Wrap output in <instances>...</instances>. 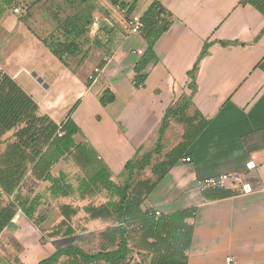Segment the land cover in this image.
<instances>
[{"label": "crops", "instance_id": "crops-1", "mask_svg": "<svg viewBox=\"0 0 264 264\" xmlns=\"http://www.w3.org/2000/svg\"><path fill=\"white\" fill-rule=\"evenodd\" d=\"M153 1L139 10L137 0L134 13L143 15ZM157 1L173 24L156 41V58L141 70L146 79L139 87L136 66L148 43L141 33L128 31L126 10L108 0L93 11L91 25V34L104 41L99 48L90 43L78 67L67 58L63 63L44 43L46 37L18 18L15 47L0 66L55 121H63L76 105L72 115L83 131L76 140L89 142L114 178L129 159L155 148L167 109L191 98L188 114L199 110L210 123L189 147L191 160H179L144 207L170 213L197 206L195 218L187 219L194 225L188 264H264V71L257 67L264 57V15L241 0ZM9 18L5 13L0 22ZM206 42L211 45L193 91L188 73ZM98 67L88 86L87 77ZM107 89L115 100L103 106L100 97ZM184 131L171 116L162 155L183 140ZM250 159L256 169H246ZM225 172L240 174L253 192L242 193L236 182L222 188L234 194L205 198L198 180Z\"/></svg>", "mask_w": 264, "mask_h": 264}, {"label": "trees", "instance_id": "trees-1", "mask_svg": "<svg viewBox=\"0 0 264 264\" xmlns=\"http://www.w3.org/2000/svg\"><path fill=\"white\" fill-rule=\"evenodd\" d=\"M71 1L78 4L79 9L63 21L65 38L56 40L45 38L43 40L53 54L65 64H67L66 58L81 52L82 44L79 39L88 33L89 25L93 20V11L98 8V5L94 3L95 0ZM108 1L113 6L125 9L128 18L135 14L137 0L131 3L125 0ZM13 2L15 3L16 0H0V18L6 13V6ZM241 3L254 6L264 15V0H241ZM18 8H20L18 12L27 13L24 6L20 5ZM166 14L163 5L154 0L141 15L144 24L142 35L148 43V48L141 62L136 66L138 72L135 77L136 87L141 86L146 79V76L140 73L141 70L148 62L156 58L154 51L156 41L173 24ZM220 43L226 45L230 42L221 41ZM210 45L208 42L205 43L201 54L188 73L193 91L195 90V73L201 60L208 54ZM257 67L264 71V57L258 62ZM91 84L90 79L87 85ZM114 100L115 95L109 89L105 90L100 97L103 106ZM191 105L190 98L167 109L155 148L129 159L122 172L116 175L124 177L122 181H118L116 176L113 177L110 166L89 142L76 140L75 136L83 133L72 115L76 105L63 121L57 122L47 113H41L39 104L32 95L26 92L9 74H0V137L19 127L14 133V140L7 144L0 156L1 190L7 195H14L30 168L36 180L51 183L52 195L69 196L73 187L65 181L66 174L55 176L52 168L66 157H71L84 174L79 187L82 196L101 192H106L108 195L106 202L98 206L88 205L85 211L92 218L114 219L115 226L106 230L103 236L109 237L113 244L120 239L117 248H105L96 253H88L81 247L71 244L68 247L57 249L36 264H56L62 258L67 259L63 264H126L131 251L128 243V226L134 223L141 225L146 246L155 252L150 264H188V250L192 244L194 225L187 219L195 218L197 206L156 214V209L145 208L144 205L149 194L169 170L179 160L188 157L189 147L210 123L199 110L188 114L187 111ZM171 116L178 117V120L185 125L183 140L162 155L163 135L169 126ZM148 167H151L150 175L135 181L138 174ZM202 193L207 199L223 198L234 194L233 191L222 188L205 189ZM16 202H19L18 206L29 219L34 217L36 202L31 201L28 205V199L16 195V198L9 204L0 205V233L14 219L17 213ZM60 208L65 221L78 212L77 207L69 204H63ZM74 232V228L69 226L66 234L72 235Z\"/></svg>", "mask_w": 264, "mask_h": 264}, {"label": "rangeland", "instance_id": "rangeland-1", "mask_svg": "<svg viewBox=\"0 0 264 264\" xmlns=\"http://www.w3.org/2000/svg\"><path fill=\"white\" fill-rule=\"evenodd\" d=\"M95 1L94 3L98 7H103L101 0ZM148 1L140 0L139 10L145 8ZM20 5L27 9L26 14L15 11V8L20 7ZM78 9V4L72 3L71 0H16L15 3L7 5L6 14L10 18L6 24L0 22V59L4 60L15 47L14 44L17 38L14 34L16 30L13 28H15L16 18L24 20L27 26L31 27L40 38L45 36L55 40L64 39L63 21ZM92 24L89 25L88 33L79 39L80 44H82L81 52L85 51V54L89 51L87 47L90 43H92L91 47L99 48L102 44L101 41H104L103 38L91 34ZM81 52L68 57L69 64L78 67L79 62L85 56H79ZM95 69L93 74L97 73ZM0 71H3L1 66ZM78 74L83 76V70ZM88 79L90 80L89 77H87V81ZM18 128L0 137V156L6 149L7 144L14 140V133ZM150 170L151 167L146 168L138 174L135 181L148 177ZM52 173L55 176H61L62 173L66 174L65 181L73 187L69 196L52 195L50 192L51 183L36 180L30 168L14 195L5 194L0 188L1 206L9 204L16 198V195L28 199V205L31 201H35L37 204L34 217L29 219L22 208L18 206L19 202H16L17 213L14 220L0 233V264H36L57 249L68 247L71 244L81 247L88 253H96L105 248L113 249L119 246L120 239L113 244L109 237L103 236L106 230L115 226V220L92 218L85 211V207L88 205L98 206L106 202L108 200L107 193L101 192L82 196L79 187L84 174L71 157H66L56 163L52 168ZM116 179L122 181L124 177L116 176ZM63 204L78 208V212L66 221L61 214L60 207ZM69 226L75 230L72 235L66 234ZM128 228V243L131 251L126 264H150L155 252L152 248L149 249L146 246L141 225L134 223L130 224ZM66 261V258H62L56 264H63Z\"/></svg>", "mask_w": 264, "mask_h": 264}, {"label": "built area", "instance_id": "built-area-1", "mask_svg": "<svg viewBox=\"0 0 264 264\" xmlns=\"http://www.w3.org/2000/svg\"><path fill=\"white\" fill-rule=\"evenodd\" d=\"M20 8L16 7L15 11H19ZM127 29L130 33H138L142 34L144 30V24L141 19V15L139 14H133L126 20ZM139 52H142L139 50ZM100 68H96L95 71L97 73L100 72ZM3 72V71H2ZM0 71V74H2ZM5 73V72H3ZM90 79L94 80L96 79L95 74L90 75ZM186 162H189L191 160L190 157H186L183 159ZM246 169L253 170L257 168V164L254 159H250L246 162ZM238 183L240 190L242 193L248 194L253 192V186L249 181L243 180L241 175L237 172H225L220 173L218 175H212L208 177H204L198 180V186L201 190L205 189H217V188H225L231 183ZM161 212L159 210H156V214H160ZM228 263L234 262V259L232 257H228L226 259Z\"/></svg>", "mask_w": 264, "mask_h": 264}]
</instances>
